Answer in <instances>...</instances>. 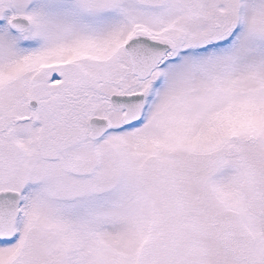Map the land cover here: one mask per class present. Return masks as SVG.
Wrapping results in <instances>:
<instances>
[{
  "label": "snow or ice",
  "instance_id": "snow-or-ice-1",
  "mask_svg": "<svg viewBox=\"0 0 264 264\" xmlns=\"http://www.w3.org/2000/svg\"><path fill=\"white\" fill-rule=\"evenodd\" d=\"M0 264H264V0H0Z\"/></svg>",
  "mask_w": 264,
  "mask_h": 264
}]
</instances>
